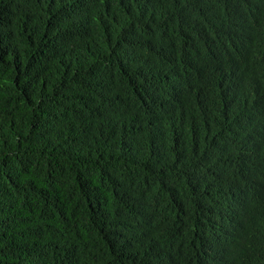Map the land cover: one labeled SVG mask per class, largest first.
Returning <instances> with one entry per match:
<instances>
[{
	"label": "trees",
	"instance_id": "trees-1",
	"mask_svg": "<svg viewBox=\"0 0 264 264\" xmlns=\"http://www.w3.org/2000/svg\"><path fill=\"white\" fill-rule=\"evenodd\" d=\"M0 264H264V0H0Z\"/></svg>",
	"mask_w": 264,
	"mask_h": 264
}]
</instances>
